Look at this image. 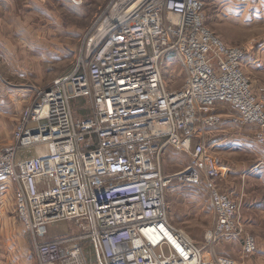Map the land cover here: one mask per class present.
I'll list each match as a JSON object with an SVG mask.
<instances>
[{
  "label": "built area",
  "instance_id": "built-area-1",
  "mask_svg": "<svg viewBox=\"0 0 264 264\" xmlns=\"http://www.w3.org/2000/svg\"><path fill=\"white\" fill-rule=\"evenodd\" d=\"M206 0H112L85 39L77 68L37 96L14 141L0 148V190L16 191L19 219L41 264H238L202 250L167 215L166 192L176 179L206 177L217 222L209 243L243 239L236 203L219 190L220 162L207 129L223 122L220 103L238 111L235 123L257 127L264 140V102L244 70L247 51L225 44L205 22ZM176 18L177 20H175ZM178 55L184 85L167 86L164 57ZM90 98L92 114L76 118L72 101ZM192 155L174 175L163 171L168 148ZM84 225V236L41 238L62 220ZM38 238L40 241H38Z\"/></svg>",
  "mask_w": 264,
  "mask_h": 264
},
{
  "label": "rangeland",
  "instance_id": "rangeland-1",
  "mask_svg": "<svg viewBox=\"0 0 264 264\" xmlns=\"http://www.w3.org/2000/svg\"><path fill=\"white\" fill-rule=\"evenodd\" d=\"M111 1L0 0V148L14 141L20 119L37 96L36 88H46L77 68L86 37ZM205 17L206 25L225 44L247 51L244 70L255 94L264 102V0H206ZM162 73L169 88L184 85L186 70L178 55L171 53L164 57ZM72 108L76 118L88 117L92 114L91 99H74ZM224 110L230 112L227 106ZM235 114L237 118V110ZM227 124L229 144L211 150L222 171L219 190L236 203L243 234L255 238L256 250L244 254L241 237L208 242L207 233L215 228L217 217L202 172L200 183L191 185L176 179L170 184L166 192L167 215L171 224L202 250L205 259L225 253L238 264H264V140L257 138L255 126H252L254 133L245 124L234 121L231 126ZM191 161L190 152L168 148L162 159L163 171L177 174ZM234 171L238 173L233 174ZM7 193L4 209L0 210V215H4L0 217V258L4 262L9 259L5 241L20 243L25 238L31 259L24 255L21 245L11 251L12 258L13 253L22 252L18 264H41L31 233L18 220L16 191ZM53 230L57 237H79L85 233L80 222L62 220L53 223L41 241L53 239L50 238ZM81 243L90 262L95 264L91 240L81 239Z\"/></svg>",
  "mask_w": 264,
  "mask_h": 264
},
{
  "label": "crops",
  "instance_id": "crops-1",
  "mask_svg": "<svg viewBox=\"0 0 264 264\" xmlns=\"http://www.w3.org/2000/svg\"><path fill=\"white\" fill-rule=\"evenodd\" d=\"M220 105H222L223 107H220ZM224 105L227 106V109H230V112L224 110L226 108V106H224ZM218 110L221 113V115L223 116V122L221 124L217 125V126H214L212 128L207 129V131L204 134L205 142L207 143V146H209V148H211V150L212 149H216L217 150L218 148H222V147L225 148V144H229V143H227L226 136H227L228 133H227V131L225 132V125L228 123L227 125H230L231 126V124L234 121V117L236 116V114H235V110L236 109H234L231 105H228V104H225V103H220L219 106H218ZM247 126L249 127V129H247L249 132L251 131V132H254L255 133V131L253 130L254 128L251 125H247ZM258 172H259L260 175L262 174V171L261 170H258L257 173ZM235 173H238V172L237 171L236 172L234 171L233 174H235ZM262 176H263V174H262ZM7 192L8 193H11V192H14L15 193L14 186H11L10 185L8 187V189H6V191H4V192H2L0 190V210L1 209H4L3 206L5 204V198H7V196H6V193ZM15 211L17 213V208H16ZM0 217H4V215H0ZM17 217H18L19 222L21 223V221L19 219V216H18V213H17ZM21 225L23 226L22 223H21ZM19 231L23 234L21 227L19 228ZM26 231L28 233H30L28 230H26ZM53 233L54 234H52V236H50V238L57 237L58 234H55V231L54 230H53ZM30 238H31V235H30ZM20 241H21L20 242L21 244L19 242H17V243L16 242L15 243H11V241L10 242L9 241L8 242L5 241L4 246H5V249H7L9 251V252H7V255H8L9 259L7 260V262L6 261L4 262L0 258V264H6V263L7 264H18V261H20V260H17V259L20 258V257H22V255H23L22 252L21 253L18 252V254L13 253L14 259L12 258V253H11V251H14L15 249H17L16 248L17 245H21V249L24 251V255L28 256L27 255L28 254L27 252L29 250V247H28L29 244H28V242L25 240V238L23 239V241L20 239ZM229 241H234V240L232 239V240H229ZM34 248H35V246H34ZM35 251H36V249H35ZM216 255H225V253L215 254V255L212 256V258H214ZM26 256H25V258H26ZM29 257L30 256H28V258ZM29 259H31V258H29Z\"/></svg>",
  "mask_w": 264,
  "mask_h": 264
},
{
  "label": "bare ground",
  "instance_id": "bare-ground-1",
  "mask_svg": "<svg viewBox=\"0 0 264 264\" xmlns=\"http://www.w3.org/2000/svg\"><path fill=\"white\" fill-rule=\"evenodd\" d=\"M79 1V0H78ZM175 20H177L176 18H174Z\"/></svg>",
  "mask_w": 264,
  "mask_h": 264
}]
</instances>
